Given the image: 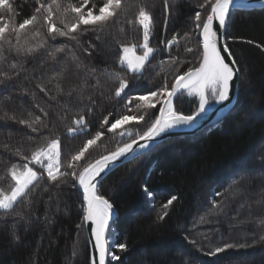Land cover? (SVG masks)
<instances>
[{"label": "snow or ice", "instance_id": "6c2138e0", "mask_svg": "<svg viewBox=\"0 0 264 264\" xmlns=\"http://www.w3.org/2000/svg\"><path fill=\"white\" fill-rule=\"evenodd\" d=\"M196 6L200 10L188 18L183 34L173 32L169 38L167 27L177 15L173 0H163L162 35L157 34L154 0H31L32 10L23 16L16 0H0V87L22 88L19 114L7 110L11 93L0 98V121L27 129L15 144L3 145L7 156L0 172V214L14 218L13 242L21 239L16 232L20 222L30 227L39 221V206H44L45 221L53 222L49 210H59L64 189L72 188L82 194L72 255H77L83 230L92 250L90 264H106L109 257L118 261L112 249L122 252L127 246L116 242L114 205L102 193L103 180L157 150L165 137L197 130L209 109L216 112L218 124L235 117L241 73L231 43L254 41L234 37L229 29L233 13L247 11L248 5L242 0H197ZM185 96L193 104L190 113L177 107ZM78 138L66 151L65 140ZM110 140L115 142L111 149ZM229 190L232 197L247 191L236 179L223 192L213 188L198 224L227 217ZM141 191L149 202L154 200L146 181ZM177 199L172 195L161 204L156 222L169 215ZM255 203L264 204V189ZM249 223L264 229V214L253 218L250 212L237 221ZM249 246L224 242L206 254Z\"/></svg>", "mask_w": 264, "mask_h": 264}, {"label": "trees", "instance_id": "16d2710c", "mask_svg": "<svg viewBox=\"0 0 264 264\" xmlns=\"http://www.w3.org/2000/svg\"><path fill=\"white\" fill-rule=\"evenodd\" d=\"M16 2L22 16L30 14L31 0ZM173 2L177 5V15L167 27L169 38L173 32L183 34L188 18L200 10L196 6L197 0ZM154 3L152 11L157 34L162 35L163 0H154ZM229 32L243 41H254L251 45L242 41L231 43L241 73L240 110L235 117L194 135L165 140L157 150L120 166L103 180L102 193L113 203L116 213L112 224L119 234L116 242L127 246L122 252L113 248L120 259L109 261V264H264V242H259L264 229L252 223L237 224L250 212L253 218L264 214V204L255 203L264 189V51L255 46L264 47V9L234 12ZM156 43L154 40L153 45ZM162 58L165 57H158ZM114 59V56L110 57V60ZM99 67L108 65L100 64ZM21 90L19 87H0V98L12 94L7 109L9 114L18 113ZM177 107L190 113L193 104L185 96L177 100ZM2 114L3 108H0ZM99 118L97 113V126ZM24 132L27 129L17 123L0 121V172L7 156L3 145L15 144ZM78 142L79 138L77 141L65 140V150ZM114 146V141L107 142L109 149ZM232 179L241 181L247 189L245 194L232 197L229 190L226 193L227 217H209L213 223L198 224L214 195L213 188L223 192L229 189ZM145 181L156 194L152 202L141 191ZM172 195L178 199L170 206L169 215L156 222L161 204ZM81 199L82 195L76 189L65 188L60 209L53 206L48 212L51 223L44 219V206H39L38 222H33L30 227H25L23 222L18 224L19 242H13L11 238L14 218L0 214V264H90L83 230L79 233L77 255H72L73 243L77 240L76 225L80 222ZM230 225H235L231 232ZM216 229L225 239H220ZM192 240L195 243H190ZM254 240L258 242L253 243ZM224 242L250 246L228 249L215 256L206 254Z\"/></svg>", "mask_w": 264, "mask_h": 264}, {"label": "water", "instance_id": "95a60500", "mask_svg": "<svg viewBox=\"0 0 264 264\" xmlns=\"http://www.w3.org/2000/svg\"><path fill=\"white\" fill-rule=\"evenodd\" d=\"M242 2H244L248 5V10H263L264 9V5H262L260 3V0H242ZM238 80H240V76H239ZM218 119H219V117L217 116L216 112L213 111L212 109H209V112H208L206 118L203 120V122L201 123L200 127L197 130H195L194 132L193 131H185V132H181V133L171 134V135L165 137L162 142H164L167 139L194 135L198 132L203 131L204 129H206L208 127L216 125ZM115 218L116 217L114 214L113 220H115ZM86 236H87V241H88V233L87 232H86ZM89 253H90V259H91L92 250L90 247H89ZM106 264H108V258H107Z\"/></svg>", "mask_w": 264, "mask_h": 264}, {"label": "rangeland", "instance_id": "374dc122", "mask_svg": "<svg viewBox=\"0 0 264 264\" xmlns=\"http://www.w3.org/2000/svg\"><path fill=\"white\" fill-rule=\"evenodd\" d=\"M173 139V138H172ZM168 140V139H167ZM119 168V167H118ZM117 169V168H116ZM115 169V170H116ZM115 217H116V213H115ZM116 219V218H115ZM113 224V223H112ZM85 234H86V232H85ZM86 240H87V236H86ZM89 248V247H88ZM114 252V251H113ZM89 257H90V253H89ZM109 261H111V259H110V257L108 258V264H109ZM111 262H115V261H111Z\"/></svg>", "mask_w": 264, "mask_h": 264}, {"label": "bare ground", "instance_id": "6f19581e", "mask_svg": "<svg viewBox=\"0 0 264 264\" xmlns=\"http://www.w3.org/2000/svg\"><path fill=\"white\" fill-rule=\"evenodd\" d=\"M218 124V123H217ZM215 126V125H214ZM212 127V126H211ZM209 128V127H208ZM205 130V129H204ZM115 220L112 221V223H114Z\"/></svg>", "mask_w": 264, "mask_h": 264}]
</instances>
